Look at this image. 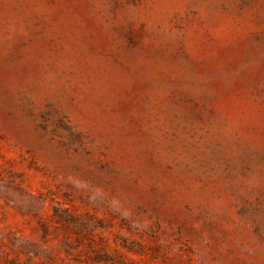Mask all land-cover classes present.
I'll return each mask as SVG.
<instances>
[{
    "label": "rangeland",
    "instance_id": "obj_1",
    "mask_svg": "<svg viewBox=\"0 0 264 264\" xmlns=\"http://www.w3.org/2000/svg\"><path fill=\"white\" fill-rule=\"evenodd\" d=\"M0 264H264V0H0Z\"/></svg>",
    "mask_w": 264,
    "mask_h": 264
}]
</instances>
